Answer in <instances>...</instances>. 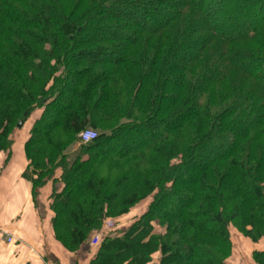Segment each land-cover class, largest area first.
Here are the masks:
<instances>
[{
	"label": "trees",
	"instance_id": "16d2710c",
	"mask_svg": "<svg viewBox=\"0 0 264 264\" xmlns=\"http://www.w3.org/2000/svg\"><path fill=\"white\" fill-rule=\"evenodd\" d=\"M145 37L159 39L158 57L135 58ZM115 51L110 68L119 73L83 85L90 68L75 67L101 66ZM1 54L0 154L41 108L24 153L33 198L49 181L62 185L49 208L66 251L92 247L89 264H149L158 252L159 264H226L230 221L253 243L264 237V143L256 145L264 139V0H0ZM115 78L141 79V93L120 105ZM93 118L115 127L83 143L78 134ZM174 135L183 145L169 142ZM150 136L115 155L123 140ZM144 160L154 166L141 173ZM150 195L142 214L90 245L107 219L119 225ZM157 217L166 223L159 237ZM254 257L264 264V250Z\"/></svg>",
	"mask_w": 264,
	"mask_h": 264
},
{
	"label": "crops",
	"instance_id": "0c3cea01",
	"mask_svg": "<svg viewBox=\"0 0 264 264\" xmlns=\"http://www.w3.org/2000/svg\"><path fill=\"white\" fill-rule=\"evenodd\" d=\"M26 137H14L9 152L0 154V264H89L96 252L92 247L70 253L54 238L50 196L62 185L49 181L38 190L36 199L32 197ZM126 226L124 222L117 228ZM7 236H13L14 243L7 244Z\"/></svg>",
	"mask_w": 264,
	"mask_h": 264
},
{
	"label": "rangeland",
	"instance_id": "374dc122",
	"mask_svg": "<svg viewBox=\"0 0 264 264\" xmlns=\"http://www.w3.org/2000/svg\"><path fill=\"white\" fill-rule=\"evenodd\" d=\"M232 4H235V3H232ZM228 9H230V8H228ZM229 11H231V10H229ZM162 16H163V14L157 16V18L162 17ZM229 26L232 27L231 24H229ZM241 26H243V23H240V22H238L237 25H236V27H238V28H241ZM103 34L105 36H109L110 32L109 31H105V32H103ZM152 38L153 37H151V38L145 37L141 41L142 44L136 46V48L133 50V53L135 54V58L144 60V59H150V58H153V57H158V52H159V47H160L159 39H157V37L154 38V39H152ZM89 46L91 47V46H95V45L92 44V45H89ZM135 51H137L139 53H136ZM119 56H120V54L118 53V51H115L111 55H109V57L107 58L111 62L110 61H108V63L104 62L103 65L96 66V67H92L90 64H87L86 62L78 64L75 67L76 70H80L82 68H90L89 71H87L84 74V76L82 77V79H81V80H83V85L88 83V82H86V80H91L90 79L91 77L97 76V74H99V73H103L104 72V74H105L106 71L110 72L111 70H112V73H111L112 75H114L116 73H119V71H117L116 68H114V69L110 68V66L114 65V64L112 65V63H114L116 61V59L119 58ZM2 57H5V56H3V54H1L0 58L2 59ZM207 57L208 56H206L202 60L203 63L207 60L206 59ZM110 63H111V65H110ZM108 65H109V67H108ZM0 66H4L3 62L1 60H0ZM17 75H19L18 72H17ZM115 79H117V78H115ZM141 84H142L141 79L139 81H135V83H133V82L127 80V79L124 80L122 78L121 79L118 78L116 80V85H117L118 89L116 91L114 90L113 93H115V94L117 93L118 97H120V102H119L120 105H124L126 102L128 103L129 100H132L136 95H139L141 93V91H140V88L142 86ZM142 90H143V88H142ZM68 98H69V95L67 93L64 94L63 100L60 103H62V105H65V103H66ZM86 100L89 101L88 99H86ZM90 100L91 101H89L88 106H90V104L92 105L94 103L92 98H90ZM59 108L60 107L58 105L53 108V113L55 115L58 114ZM42 111L43 110L41 108L35 109L30 114V116L26 120H24L22 122V125H21L20 129H15L14 137H16V136H18V137L19 136H22V137L23 136H28L29 135L28 133L31 130V128L33 127V125L35 124L36 120H38L41 117ZM88 115L86 117H88ZM90 115L92 116V113H90ZM96 115H97L96 118H98L99 115L98 114H96ZM121 118L122 117L119 118V123H120V121L122 123H124L123 122L124 119H121ZM93 120H96V122H95L96 124L95 125L85 124V126H84L85 128L78 134V137L83 131H86V130H91V131H94V132H99V131L100 132H102V131L109 132L113 127H115V124L110 123L109 125L106 124V125L102 126V127H104V128H102V127L99 126L100 124H98V122H100L98 119H94L93 118ZM155 135H159V131H157V133L156 132L153 133V135H151V136H155ZM60 136L62 137L63 134H60ZM151 136L150 137H145L144 140H141V139H139V140L136 139V140H131V141L123 140L120 143V146H122V147L120 148V150L118 152H116L115 155L120 154L122 152L129 151V149L131 147H133L134 145H137V144L142 143V142L144 143L146 141H149L151 139ZM62 138H64V137H62ZM179 139H180L179 136H177V135L175 136L174 135V136L171 137L169 142H171V143L172 142H174V143L175 142H179ZM26 140H27V137H26ZM57 141L59 143H61L60 140H57ZM183 141H185V139L181 138L180 139V142H181L180 145H183ZM262 143H264V139L258 140L257 143H256L257 147L258 146H259V148L262 147V145H261ZM75 148H77V147H75ZM225 148H227V146H225L224 149ZM221 151H222L221 149H218L217 151L214 150L212 152V155H210V157H215V156L217 157L220 154ZM175 159L179 160L180 156L178 155L176 157L174 156L173 158L171 157V161H176ZM156 160H155L154 163H157L159 161V160H157V161ZM137 161H139V160H132L128 164H125L123 167H122V164H121L120 165L121 169H119V170L124 172L125 170L130 168L132 164L133 165H137ZM142 163H146L147 165L145 167H143V169L142 168H140V169L138 168L141 171V173H146V171H147L146 167L150 168L151 166L152 167L154 166L153 164L149 163L147 160L146 161L144 160ZM161 164L162 163L159 162L160 166H161ZM223 165L226 167V170H227V166L225 164H223ZM145 169H146V171H145ZM145 178H151V175L146 176ZM184 178L185 177H182L181 181L184 180ZM151 201H152V195H150V197H148L141 205L133 208L129 214L125 215L122 218V220L119 223V225H123L124 222H126L127 224L132 222L133 221V217H134L133 215L134 214H137V215L142 214L148 208V206L151 203ZM183 201L184 200H180V198H171V205L174 208V210L178 209L179 207H181ZM111 221L113 222V226H114L113 229L117 228L116 224H114L115 221L113 219H107L105 222L107 223V222H111ZM106 223H104V224H106ZM152 224H153V227H154V231H153L154 235L153 236L159 237V235L165 234V232H166V230H165V228H166L165 220L161 219L160 217L159 218L157 217V218H155L153 220ZM102 227H103V225H102ZM102 227H100L99 230H101ZM99 230H97L92 236L96 235L99 232ZM226 230H227V234H228V238H229L228 240H229V244H230V252H229L227 258L225 259V263L226 264H256L255 260H254L255 259L254 253L256 251H259V250L260 251L264 250V237H262L256 243H253L251 241V239L245 235V232H244V231L249 230V229L245 228L244 226L242 227L241 223H240V221L238 219L230 221L228 223V226H227ZM102 238H103V236L100 238V240ZM210 245L211 246H215V244H210ZM160 257H161V255H160L159 252L155 253L152 256V259H151L149 264H159Z\"/></svg>",
	"mask_w": 264,
	"mask_h": 264
},
{
	"label": "built area",
	"instance_id": "2783aa9c",
	"mask_svg": "<svg viewBox=\"0 0 264 264\" xmlns=\"http://www.w3.org/2000/svg\"><path fill=\"white\" fill-rule=\"evenodd\" d=\"M96 137H97L96 132L91 131V130L83 131L79 135V138H80L81 142H83V143H87V142L93 141ZM113 227L114 226H113V222L112 221L111 222H107L106 224H103L102 229L99 230V232L92 237L90 245L91 246H96L98 244L100 238L102 236L105 237L109 232H111ZM6 243L7 244L14 243V237L13 236H7Z\"/></svg>",
	"mask_w": 264,
	"mask_h": 264
},
{
	"label": "water",
	"instance_id": "95a60500",
	"mask_svg": "<svg viewBox=\"0 0 264 264\" xmlns=\"http://www.w3.org/2000/svg\"><path fill=\"white\" fill-rule=\"evenodd\" d=\"M21 125H22V122H20V123L18 124V128H20V127H21Z\"/></svg>",
	"mask_w": 264,
	"mask_h": 264
}]
</instances>
